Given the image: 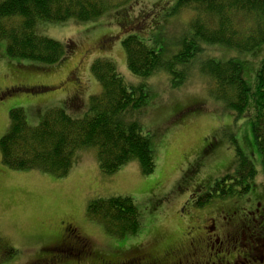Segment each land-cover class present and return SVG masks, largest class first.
I'll return each instance as SVG.
<instances>
[{"label": "rangeland", "instance_id": "rangeland-1", "mask_svg": "<svg viewBox=\"0 0 264 264\" xmlns=\"http://www.w3.org/2000/svg\"><path fill=\"white\" fill-rule=\"evenodd\" d=\"M176 5L177 0H138L94 22L41 23L39 34L71 49L69 57L54 66L9 59L5 42H1L0 94L10 91L0 98V140L9 131L13 109H22L31 127L39 126L45 113L55 108H64L75 118L82 117L89 108L90 97L101 92L91 72L98 58L112 60L128 86L144 83L129 71L122 40L130 30L142 28L138 30L143 36H138L144 37L150 47L164 51V58H171L184 41L193 38L189 24L194 13L187 9L176 12ZM202 49L203 53L188 64L187 79L180 86L173 88L170 75L164 71L150 77L146 84L151 99L142 112L129 116L151 141L157 165L151 176L142 175L137 161L111 176L105 175L95 148L81 150L65 178L35 170H12L4 166L0 152V237L17 252L3 264H43L40 257L53 254L48 247L60 234L62 221L73 224L89 241L100 258L95 263L103 258L117 261L140 250L164 260L169 249H187V239L199 232L193 229L210 224L213 209L235 201L216 199L206 207H195V201L209 187L234 171L237 146L247 158L258 156L251 120L226 110L223 103L215 100L212 83L202 70L211 60L240 58L247 62L246 68L240 63L246 82L252 85L263 53L238 54L212 45ZM17 86L45 87L49 91L11 94ZM255 161L257 176L253 189L237 199L247 209L264 198V170L257 158ZM118 196L132 198L142 214L143 228L136 236L121 239L111 235L103 224L87 215L91 201ZM241 215L235 221L243 219ZM261 215L256 216L255 231L264 225ZM248 219L252 220L253 215ZM250 235L246 232L243 247L237 245L240 258H247L251 249ZM260 245L262 241H254L257 250ZM69 261L67 264H76L75 260ZM81 264H92V258Z\"/></svg>", "mask_w": 264, "mask_h": 264}, {"label": "trees", "instance_id": "trees-1", "mask_svg": "<svg viewBox=\"0 0 264 264\" xmlns=\"http://www.w3.org/2000/svg\"><path fill=\"white\" fill-rule=\"evenodd\" d=\"M136 1L0 0V43L5 42L9 59L41 66L58 65L69 57L71 49L39 34L41 23L94 22ZM184 9L194 13L189 24L193 38L184 41L171 58H164V51L150 47L144 37L138 36H143L139 32L142 28L130 30L122 40L129 71L144 81L140 86H128L112 60L98 58L91 72L101 92L90 97L89 108L82 117L75 118L66 109L55 108L45 113L39 126L31 127L22 109L11 110L9 131L0 140L4 166L65 178L78 153L95 148L103 174L111 176L137 161L142 175L151 176L157 168L151 141L129 116L142 112L151 99L146 84L150 77L164 71L170 75L173 88L180 86L187 79L191 60L203 53V46L212 45L238 54L263 53L252 85L245 80L240 58L211 60L202 70L212 83L215 100L223 103L226 110L251 120L258 156L245 157L236 144L234 171L209 187L207 194L195 201V207L200 209L216 199L241 198L250 193L257 176L256 158L264 170V0H177L175 11ZM243 65L248 66L247 62ZM20 91L39 94L49 88L21 86L10 93ZM87 215L121 239L136 236L143 228L142 214L130 197L93 200L88 204ZM15 253L0 237V264L13 259Z\"/></svg>", "mask_w": 264, "mask_h": 264}, {"label": "flooded vegetation", "instance_id": "flooded-vegetation-1", "mask_svg": "<svg viewBox=\"0 0 264 264\" xmlns=\"http://www.w3.org/2000/svg\"><path fill=\"white\" fill-rule=\"evenodd\" d=\"M22 87L29 88L30 86ZM8 91L10 89L1 93L0 98ZM233 199L235 200L233 203L228 205L223 203L221 208L211 211L210 224L195 226L193 230L199 232L195 236L191 234L189 239L186 238L188 240L187 249L184 251L180 248L169 249L164 260H157L147 250H140L124 255L123 259H118L119 261H108L103 258L99 263H95L94 261L100 258L89 241L73 224L62 221L60 222L61 235L59 234L56 241L48 247L53 254L40 257L41 262L43 264H67L70 263L69 260H75L73 263L81 264L86 258H92V264H246L248 262L264 264V237H261L264 235V225L259 231L253 230L254 223L258 222L256 220L258 214H262L259 218L264 221V198L262 202L260 200L253 202L250 209L237 200L241 198ZM238 214H242L241 217L244 218L235 221L239 217ZM249 215H253L252 220L248 219ZM246 232L251 234L249 237L252 242L249 244L252 246L247 252V258L243 259L238 257L237 245L243 247ZM254 241H262L259 250L253 246Z\"/></svg>", "mask_w": 264, "mask_h": 264}]
</instances>
